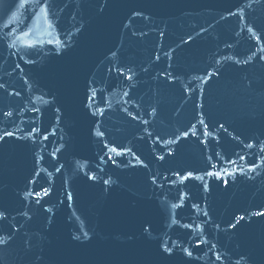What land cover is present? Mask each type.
I'll return each mask as SVG.
<instances>
[{
    "label": "water",
    "instance_id": "obj_1",
    "mask_svg": "<svg viewBox=\"0 0 264 264\" xmlns=\"http://www.w3.org/2000/svg\"><path fill=\"white\" fill-rule=\"evenodd\" d=\"M264 0H0V264H264Z\"/></svg>",
    "mask_w": 264,
    "mask_h": 264
},
{
    "label": "snow or ice",
    "instance_id": "obj_2",
    "mask_svg": "<svg viewBox=\"0 0 264 264\" xmlns=\"http://www.w3.org/2000/svg\"><path fill=\"white\" fill-rule=\"evenodd\" d=\"M262 215H264V214H262ZM0 243H3V241H2V240H0Z\"/></svg>",
    "mask_w": 264,
    "mask_h": 264
}]
</instances>
